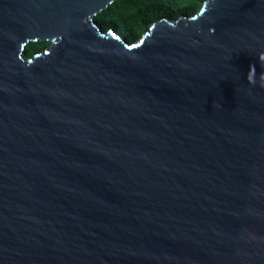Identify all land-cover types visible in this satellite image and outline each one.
<instances>
[{
  "label": "water",
  "instance_id": "obj_1",
  "mask_svg": "<svg viewBox=\"0 0 264 264\" xmlns=\"http://www.w3.org/2000/svg\"><path fill=\"white\" fill-rule=\"evenodd\" d=\"M115 1L0 0V264H264V0Z\"/></svg>",
  "mask_w": 264,
  "mask_h": 264
},
{
  "label": "trees",
  "instance_id": "obj_2",
  "mask_svg": "<svg viewBox=\"0 0 264 264\" xmlns=\"http://www.w3.org/2000/svg\"><path fill=\"white\" fill-rule=\"evenodd\" d=\"M203 0H116L110 4L96 21L105 31L114 30L129 42L139 40L150 27L162 20H176L198 11ZM41 43V42H39ZM38 42L26 48V54L41 51L43 46Z\"/></svg>",
  "mask_w": 264,
  "mask_h": 264
},
{
  "label": "rangeland",
  "instance_id": "obj_3",
  "mask_svg": "<svg viewBox=\"0 0 264 264\" xmlns=\"http://www.w3.org/2000/svg\"><path fill=\"white\" fill-rule=\"evenodd\" d=\"M141 38H142V37H141ZM141 38H140V39H141ZM137 41H138V40H137ZM38 43H39V42H38ZM39 44H40L41 46L46 44V46H45V47L43 46V48H42V50H41V51H43V50L47 49V48H48V46H49V43H48V42H41V43H39ZM38 52H40V51H38ZM38 52H36V53H38ZM25 54H26V52H25ZM34 54H35V53H34ZM34 54H32V55H34ZM32 55H31V56H32ZM31 56H28V55L26 54V57H27V58H29V57H31Z\"/></svg>",
  "mask_w": 264,
  "mask_h": 264
}]
</instances>
